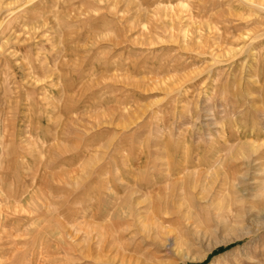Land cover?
<instances>
[{"label":"rangeland","instance_id":"rangeland-1","mask_svg":"<svg viewBox=\"0 0 264 264\" xmlns=\"http://www.w3.org/2000/svg\"><path fill=\"white\" fill-rule=\"evenodd\" d=\"M0 264H264V0H0Z\"/></svg>","mask_w":264,"mask_h":264},{"label":"bare ground","instance_id":"bare-ground-1","mask_svg":"<svg viewBox=\"0 0 264 264\" xmlns=\"http://www.w3.org/2000/svg\"><path fill=\"white\" fill-rule=\"evenodd\" d=\"M179 195V194H178ZM175 200H178V196H177V191H175L174 189L172 191H170L169 193H167V196L165 197H162V202L160 201L159 203H156V202H152L149 206H146L145 207V210L147 211H151L154 213V215H152V217L154 216V218H156V220H153L155 221L154 222V225L151 224V222H147L145 225L143 224L142 227H144L143 229L146 228V231L148 229H151V230H155L157 229L158 230V233L157 234H165V232H168V231H165V230H161L163 229V227L165 225H170L174 219H177L174 215L176 213H178L180 211V207L181 205L180 204H176L175 203ZM179 202V200H178ZM138 207V206H137ZM173 209V210H171ZM136 211L139 212L141 211L139 208H136ZM135 211V212H136ZM156 211H158V215H156ZM148 213V212H147ZM180 215V214H178ZM149 216V215H148ZM150 217V216H149ZM148 221H149V218L148 217H145ZM135 219V218H134ZM153 219V218H152ZM153 223V222H152ZM149 224L152 226V227H149ZM111 226V225H110ZM112 227V226H111ZM142 229V230H143ZM141 230V229H140ZM167 230V229H166ZM149 231V230H148ZM156 231V230H155ZM165 231V232H164ZM160 232V233H159ZM164 232V233H163ZM145 233H150V232H145ZM170 233V232H169ZM133 234V233H132ZM134 235V234H133ZM156 235V234H155ZM150 236V234H149ZM114 241L115 240H118V238L116 236H114ZM171 237V235H170ZM180 238H176V239H172L170 238V242L172 241V243H168V249L170 252L174 253L175 255H178L180 257H184V250H183V246H185V248H189V246H187L186 243H179L178 240Z\"/></svg>","mask_w":264,"mask_h":264}]
</instances>
